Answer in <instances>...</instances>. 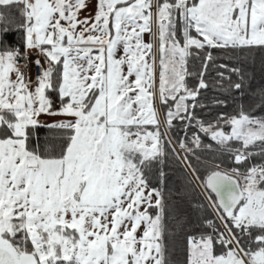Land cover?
Here are the masks:
<instances>
[{"label":"snow or ice","instance_id":"obj_1","mask_svg":"<svg viewBox=\"0 0 264 264\" xmlns=\"http://www.w3.org/2000/svg\"><path fill=\"white\" fill-rule=\"evenodd\" d=\"M0 264H264V0H0Z\"/></svg>","mask_w":264,"mask_h":264},{"label":"trees","instance_id":"obj_2","mask_svg":"<svg viewBox=\"0 0 264 264\" xmlns=\"http://www.w3.org/2000/svg\"><path fill=\"white\" fill-rule=\"evenodd\" d=\"M256 83H257V84L260 83L259 72H257V80H256ZM176 175H177V177L180 176V169H176Z\"/></svg>","mask_w":264,"mask_h":264}]
</instances>
